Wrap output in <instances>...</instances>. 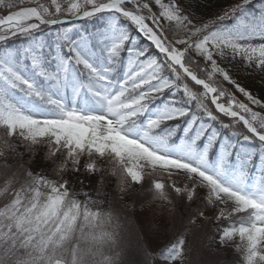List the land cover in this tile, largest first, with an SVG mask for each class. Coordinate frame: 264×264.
Here are the masks:
<instances>
[{"label":"snow or ice","instance_id":"6c2138e0","mask_svg":"<svg viewBox=\"0 0 264 264\" xmlns=\"http://www.w3.org/2000/svg\"><path fill=\"white\" fill-rule=\"evenodd\" d=\"M24 3L0 0V264H128L126 231L138 264H264V0Z\"/></svg>","mask_w":264,"mask_h":264},{"label":"trees","instance_id":"16d2710c","mask_svg":"<svg viewBox=\"0 0 264 264\" xmlns=\"http://www.w3.org/2000/svg\"><path fill=\"white\" fill-rule=\"evenodd\" d=\"M44 167H45V165H43V163L38 159L37 160V171H43ZM79 180L83 181L84 190L90 191V188H91L90 178H86L84 176H81L79 178ZM79 180H74V183L76 184V186L78 188L80 186ZM127 203L129 205H131L132 202H131V200H129V201H127ZM146 216H147V214L142 213L141 209L137 205L135 213L131 217V220H132L131 227L133 229H139V228L143 227ZM164 240H165V238L163 236L153 240L152 247L153 248L158 247L161 243L164 242ZM124 247H125V253H124V257H123L124 260L127 261L128 264H138V261H140L142 259V256H141V254H140V252H139V250L135 244V240L132 238L131 234L127 233V231L125 233ZM204 247H206V245H204ZM212 251L215 254V250L212 249ZM219 256L223 261H227L228 264H238L237 254H235L232 249H230L227 252L219 253ZM200 257H202V253L201 254H200V252L194 253V258L201 259ZM210 258H212V257H209V259Z\"/></svg>","mask_w":264,"mask_h":264},{"label":"rangeland","instance_id":"374dc122","mask_svg":"<svg viewBox=\"0 0 264 264\" xmlns=\"http://www.w3.org/2000/svg\"><path fill=\"white\" fill-rule=\"evenodd\" d=\"M20 6H32L31 4V0H25V3L23 5H20ZM214 7V5H213ZM12 10H16V9H12ZM7 11L6 9H3V8H0V15H3L4 12ZM78 24L80 22H77ZM240 76L241 77H244L245 74L244 73H240ZM247 86L251 87L253 85V81L251 80H244L243 81ZM238 239V238H237ZM233 250V249H232ZM197 252H200V254L202 253V257H200L201 259H209V257L207 255L204 254L203 250L198 246L197 248ZM233 252L235 253V251L233 250ZM236 254V253H235Z\"/></svg>","mask_w":264,"mask_h":264}]
</instances>
